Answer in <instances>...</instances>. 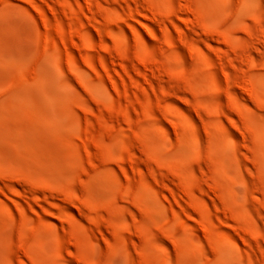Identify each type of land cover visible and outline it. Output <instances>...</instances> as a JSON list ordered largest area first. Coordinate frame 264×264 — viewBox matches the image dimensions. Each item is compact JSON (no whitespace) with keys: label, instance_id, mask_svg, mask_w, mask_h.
Instances as JSON below:
<instances>
[{"label":"rangeland","instance_id":"1","mask_svg":"<svg viewBox=\"0 0 264 264\" xmlns=\"http://www.w3.org/2000/svg\"><path fill=\"white\" fill-rule=\"evenodd\" d=\"M154 1L0 0V264H264V0Z\"/></svg>","mask_w":264,"mask_h":264},{"label":"bare ground","instance_id":"2","mask_svg":"<svg viewBox=\"0 0 264 264\" xmlns=\"http://www.w3.org/2000/svg\"><path fill=\"white\" fill-rule=\"evenodd\" d=\"M143 1L145 2V0H143ZM150 1H152V0H149V2H150ZM155 1H157V0H155ZM155 1H154L153 3H155ZM159 2H160V0H159ZM145 3H146V2H145ZM147 3H148V2H147ZM151 3H152V2H151ZM151 3H150V5H151ZM148 5H149V4H148ZM160 5H161V3H160ZM164 5H165V4H164ZM151 6H153V4H152ZM167 6H168V5H167ZM153 7H154V6H153ZM152 9H153V8H152ZM167 10H168V9H167ZM171 11H172V10H171ZM168 12H169V10H168ZM137 14H138V13H137ZM138 15L140 16V14H138ZM138 15H137V16H138ZM135 18H137V17H135ZM140 18H141V17H140ZM140 18H139V19H140ZM136 20H137V22H139V24H141L143 27H145V29L148 28V27H146L147 25H145L144 22H142V20H138V19H136ZM37 29H38V28H37ZM2 34H3V33H2ZM61 34H62V32H61ZM250 34H251V33H250ZM0 38H1V37H0ZM23 38H24V37H23ZM24 39H25V38H24ZM19 40H20V39H19ZM19 40H18V41H19ZM62 40H63V39H62ZM18 41H17V42H18ZM26 41H28V40H26ZM15 43H16V40H15ZM15 43H14V45H15ZM18 43H19V42H18ZM18 43H17V44H18ZM20 43H21V42H20ZM22 43H23V42H22ZM26 44H27V43H26ZM26 44H25V45H26ZM18 45H19V44H18ZM25 45H24V46H25ZM27 46H28V45H27ZM5 47H6V46H5ZM10 47H11V45H10ZM7 48H8V47H7ZM28 48H29V47H28ZM11 49H12V48H11ZM32 49H36V48L33 47ZM13 51H14V50H13ZM27 51H28V50H27ZM46 51H47V50H46ZM38 52H39V51H38ZM38 52H37V53H38ZM44 52H45V50H44ZM27 53H28V52H27ZM37 53H36V54H37ZM39 53H40V52H39ZM43 54H44V53H43ZM39 55H40V54H38V56H39ZM45 55H46V53H45ZM148 55H149V54H148ZM38 56L35 55V57H38ZM42 56H44V55H42ZM42 56H41V57H42ZM38 58H39V57H38ZM42 58H43V57H42ZM150 58H152V57H150ZM150 58H149V59H150ZM40 59H41V58H40ZM149 59H148V61H149ZM142 61H143V59H142ZM142 61H141V62H142ZM152 61H153V60H152ZM145 62H147V61H145ZM150 63H151V62H150ZM154 64H155V62H154ZM142 65H143V64H142ZM150 65H151V64H150ZM150 68H151V67H150ZM91 135H92V134H91ZM110 149H111V148H110ZM230 160H232V159H230ZM233 163H234V162H233Z\"/></svg>","mask_w":264,"mask_h":264}]
</instances>
